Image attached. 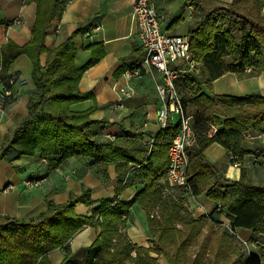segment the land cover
<instances>
[{
  "label": "trees",
  "instance_id": "obj_1",
  "mask_svg": "<svg viewBox=\"0 0 264 264\" xmlns=\"http://www.w3.org/2000/svg\"><path fill=\"white\" fill-rule=\"evenodd\" d=\"M36 15L31 38L22 47L8 41L0 47V81L3 87L12 76L7 69L12 60L25 53L31 60L33 88L27 93V113L5 136L0 146V159L11 149L17 156L39 154L55 167L70 156H88L100 162L124 161L140 168L143 186L127 203L116 195L101 200L91 215L75 213L77 202L91 201L88 191L69 198L65 203H49L46 213L35 220H21L0 215V264H54L48 254L63 248L58 264H155L162 255L167 264H261L264 256V183L254 184L247 176L243 161L253 154L248 135L264 134V95L253 92L243 96L210 95L211 82L226 72L242 73L249 67L254 74L264 71V15L257 0V17L252 18L235 8L239 0H183L191 6V23L187 35L190 53L205 72L202 91L192 76L184 75L188 94L181 95L188 103L191 125L196 140L188 150L187 186H170L165 179L168 164L167 148L177 130L166 125L153 138L151 145L102 142L93 137L89 127L93 108L74 111L70 105L90 98L91 93L77 89L84 70L99 60L101 47H94L91 58L82 66L74 64L73 32L61 44L46 49V28L59 18L68 0H34ZM178 23V22H177ZM47 52L44 64L40 54ZM16 78L14 77V82ZM216 127L215 130L211 126ZM213 142L221 144L232 163L238 162L240 176L236 181L220 177L215 165L203 156ZM231 155L233 157H231ZM259 157L264 163V146ZM257 161V156H254ZM164 175V179H162ZM205 193L215 201L208 215L195 217L184 204L186 194ZM132 204L147 214L148 233L152 244L137 245L119 228L126 226V215ZM217 204H220L218 206ZM225 212L228 224L222 226L216 213ZM216 224H215V223ZM99 224L101 231L92 244L76 258L69 241L88 224ZM249 229L246 240L255 246L246 247L237 238V229ZM243 239V238H242ZM196 245L191 252L187 250Z\"/></svg>",
  "mask_w": 264,
  "mask_h": 264
},
{
  "label": "crops",
  "instance_id": "obj_2",
  "mask_svg": "<svg viewBox=\"0 0 264 264\" xmlns=\"http://www.w3.org/2000/svg\"><path fill=\"white\" fill-rule=\"evenodd\" d=\"M153 1L158 11L164 15L161 24L167 32H188L191 23L189 4L183 0ZM257 3L260 4L261 15H264V0H257ZM35 15L34 0H0V46L4 48L8 41L19 47L27 43L31 38ZM77 29L80 30L72 37L76 67L82 66L91 58L94 47H101L102 55L84 70L77 85L79 92H88L92 96L72 103L70 108L74 111L93 108L89 117L96 122L89 129L99 141L124 144V141L130 140L136 144L151 145L161 129L156 121L160 101L155 84L162 81V74L143 64L144 50L138 39L137 24L131 16L130 2L68 0L60 17L53 18L48 24L44 46L46 49L56 47ZM46 57L47 52L40 54L42 64ZM175 64L173 66H178V63ZM129 68H137L140 75L126 78L123 73ZM31 69L30 58L25 53H20L6 71L16 81L11 86L13 100L0 112V146L4 137L11 134L27 113V93L34 86ZM192 76L201 90L208 92L204 83L206 75L200 62ZM187 83L183 76L177 78L176 87L180 95L188 94ZM125 85L131 87L134 94L125 98L122 106H118L117 90ZM3 86L4 83L0 81V89ZM253 92L264 95V71L254 74L248 67L242 73L226 72L214 79L208 93L243 96ZM188 106L186 103L187 111ZM174 115L170 125L178 123V119L174 121ZM262 136L264 134L260 137ZM256 146H264V139L259 140ZM249 155L251 154L246 155L243 161L247 167L248 179L254 183L252 174L256 172L257 181H264V168L261 165L259 172L256 169L258 164L253 163ZM203 156L210 164L215 165L221 178L229 181L239 179L240 167L230 161L229 153L218 142L206 147ZM139 170L138 166L130 162H100L79 155L67 157L57 166L51 167L49 159L39 154L17 156V152L11 149L6 157L0 159V215L25 221L35 220L46 213L49 203H65L69 198L80 196L87 190V198L91 203L77 202L74 211L79 215L89 216L104 198L116 195L117 200L122 203L132 200L143 186ZM27 180H37L38 183L26 186ZM184 201L195 217L203 214L210 216L215 204L205 193L197 196L186 194ZM213 215L222 221V226L214 222L216 226L223 229L228 224L224 211ZM125 219L126 226L119 228L120 231L133 243L150 246L152 242L148 233L146 211L138 204H132ZM100 231L99 224L85 225L69 241L72 254L81 258L82 251L92 244ZM236 235L247 239L251 236V231L240 228ZM64 252L63 248H56L48 257L52 263L58 264ZM154 255L155 264H167L162 255ZM261 264H264V256Z\"/></svg>",
  "mask_w": 264,
  "mask_h": 264
},
{
  "label": "built area",
  "instance_id": "obj_3",
  "mask_svg": "<svg viewBox=\"0 0 264 264\" xmlns=\"http://www.w3.org/2000/svg\"><path fill=\"white\" fill-rule=\"evenodd\" d=\"M131 5V16L138 27V39L144 50L143 64L154 68L162 74V81L155 84V89L160 101L156 113V121L160 128L168 125L174 114L178 116L177 130L167 148L168 164L165 179L170 186H187L186 167L188 163V150L196 140L191 125V115L184 108L182 97L176 87V80L196 70L197 61L190 53L189 38L184 34L167 32L162 27L164 15L155 7L153 0H128ZM1 47V46H0ZM178 63V66L173 64ZM176 65V64H175ZM126 78L139 76L137 68L124 71ZM9 84L14 83L12 75ZM134 90L125 85L117 90L116 105L122 106L125 98L131 97ZM12 88L0 89V112L13 100ZM215 130L214 125L211 126ZM259 136V135H258ZM249 138L256 137L248 135ZM231 157H233L231 155ZM255 160V159H254ZM239 166L238 162H234ZM38 183L37 180H27L26 185ZM220 206V204H217ZM240 238L246 247L255 246L251 242Z\"/></svg>",
  "mask_w": 264,
  "mask_h": 264
},
{
  "label": "rangeland",
  "instance_id": "obj_4",
  "mask_svg": "<svg viewBox=\"0 0 264 264\" xmlns=\"http://www.w3.org/2000/svg\"><path fill=\"white\" fill-rule=\"evenodd\" d=\"M227 1H230V0H227ZM234 6H235L236 9H238L239 11L247 14L248 16H250L252 18H256L257 17V13H258L257 3L253 2V1L251 2V0H239V1L235 2ZM188 108H189V106H188ZM177 119H178L177 115H174V121H177ZM261 135L258 136V135L255 134L256 137L247 139L249 146H251V148L254 149V153L249 155V156H250L251 161L253 163H257L258 164V167L256 169L257 170L259 169V172H261L260 171V169H261L260 166L261 165H262V168H264V163H262L261 158L259 157V151H260L261 147L260 146L259 147L256 146V143H258L259 140L264 139V136L260 137ZM254 156H257V158H258L257 161H254ZM245 168L247 170V167H245ZM255 174H256V172L254 174H252L253 175L252 177H253V179L255 181L254 184H260V183L264 182V181H257L258 178L256 177ZM247 176H248V174H247ZM250 182H252V181H250ZM258 182H260V183H258ZM26 186H28V185H26ZM194 249H196V245L190 247L187 250V252L189 253V252L193 251Z\"/></svg>",
  "mask_w": 264,
  "mask_h": 264
}]
</instances>
